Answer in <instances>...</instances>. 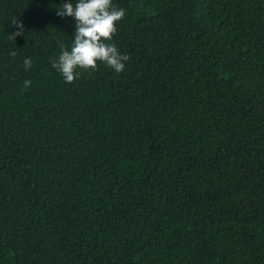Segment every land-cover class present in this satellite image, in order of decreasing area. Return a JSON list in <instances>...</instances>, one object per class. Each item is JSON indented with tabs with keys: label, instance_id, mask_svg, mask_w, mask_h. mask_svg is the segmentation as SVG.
Wrapping results in <instances>:
<instances>
[{
	"label": "trees",
	"instance_id": "1",
	"mask_svg": "<svg viewBox=\"0 0 264 264\" xmlns=\"http://www.w3.org/2000/svg\"><path fill=\"white\" fill-rule=\"evenodd\" d=\"M64 2L0 0V264H264V0H113L71 84Z\"/></svg>",
	"mask_w": 264,
	"mask_h": 264
},
{
	"label": "clouds",
	"instance_id": "2",
	"mask_svg": "<svg viewBox=\"0 0 264 264\" xmlns=\"http://www.w3.org/2000/svg\"><path fill=\"white\" fill-rule=\"evenodd\" d=\"M56 15L71 17L75 21V34L70 46L61 43L58 58L52 60V68L56 69L68 84L81 78L84 73L91 74L98 70L101 64L121 73L125 69L128 55L121 54L114 43L113 36L117 32V22L121 21L126 12L113 4V0H66ZM15 31L9 33L8 39L16 41L25 34L22 21H12ZM15 57L16 52H11ZM25 70L32 67L31 58L24 61ZM31 86L30 80H25L24 88Z\"/></svg>",
	"mask_w": 264,
	"mask_h": 264
}]
</instances>
